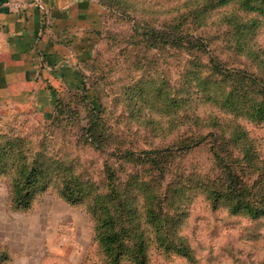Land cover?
<instances>
[{
  "label": "rangeland",
  "instance_id": "1",
  "mask_svg": "<svg viewBox=\"0 0 264 264\" xmlns=\"http://www.w3.org/2000/svg\"><path fill=\"white\" fill-rule=\"evenodd\" d=\"M192 1L99 0L103 23L83 89L59 94L51 106L0 107V264H110L95 239L91 212L94 194L110 193V166L121 178L111 197L120 193L117 209L132 239L144 242L147 264H264V217L232 214L226 205L213 208L207 197L206 184L222 190L225 181L209 144L177 149L198 133L209 141L220 136L224 116L219 104L197 91L195 77L205 71L194 64L193 52L156 41L158 31L171 30L186 16ZM205 4L198 0L196 8ZM226 30L210 27L207 36L216 38L220 60L243 67L248 60L233 57L217 39ZM246 43L264 60V23ZM207 53H197L203 64ZM193 70L201 71L194 77ZM231 119L247 133L237 146L247 142L264 158V121ZM124 150L134 159L123 157ZM21 159L57 166L34 184L25 208L12 201ZM71 177L90 185H83L90 192L77 193V202L62 193ZM150 218H165L158 233ZM162 238L182 240L193 258L165 249ZM120 264L134 262L123 257Z\"/></svg>",
  "mask_w": 264,
  "mask_h": 264
},
{
  "label": "trees",
  "instance_id": "2",
  "mask_svg": "<svg viewBox=\"0 0 264 264\" xmlns=\"http://www.w3.org/2000/svg\"><path fill=\"white\" fill-rule=\"evenodd\" d=\"M204 2L207 5H203L201 9L196 8L198 0H193V5L186 16H179L177 24L172 25L171 30L158 31L156 35L157 43L170 44L175 48L193 52L189 55L194 60V64L204 67L205 71L204 75L198 72L196 78L195 73L201 70H193L197 91L205 95L207 100L219 104L224 110L220 136L216 135L209 141L208 135L198 133L188 139L183 138L185 142L177 149L188 150L202 143L209 144L211 155L225 175L222 190L216 186L205 185L207 197L213 208L226 205L232 214L244 213L253 219L264 217V158L259 157L252 149V145L247 142H241L237 146L239 141L247 137V133L241 129L242 126L237 120L235 122L231 119V117L236 119L240 117L249 121H264V60L246 43L252 32L264 23V0H204ZM99 4L102 5L100 2ZM187 22L189 25L183 29L182 26ZM189 27L190 31L186 32ZM210 27H214L215 32L223 27L227 28L222 32V38L217 37V39L222 43L221 46L229 48L234 53L233 57L240 55L245 57V62L248 60L243 67H232L218 58L216 38L210 41L209 39L214 37L207 36ZM205 51L208 53L203 64L198 60L197 53ZM249 61L254 63L257 72L251 70ZM84 85L83 81L81 88ZM206 89L207 94H204ZM58 98L59 96L54 105ZM203 126L205 124L202 123L197 128ZM133 155L134 153L129 150L123 152V157L129 159H134ZM162 161L164 160L159 159L156 163ZM17 166V176L12 180V201L15 207L25 208L33 195L34 184L44 177L50 168L57 170V166L55 168L47 166L38 159L31 161L21 159V163ZM105 180V187L110 188V193L96 192L91 206V212L97 218L95 239L110 264H120L123 257L131 259L134 264H147L144 242L140 238L132 239L129 233L131 226L125 225L126 220H123L117 209L121 203L120 193L117 192L116 198L111 197L116 192L117 185L121 184V178L111 166L106 169ZM72 183L73 185H70ZM84 184L90 188V185L79 180L78 177L66 180L62 190L65 199L77 202L81 198L77 193L88 194L90 190L82 188ZM115 199L117 202L113 206ZM165 218L149 219L156 233H158V225L163 224ZM116 220L120 222L119 226ZM180 242L173 244L168 238L159 241L165 249L172 248L183 257L192 259L188 245L182 240Z\"/></svg>",
  "mask_w": 264,
  "mask_h": 264
},
{
  "label": "crops",
  "instance_id": "3",
  "mask_svg": "<svg viewBox=\"0 0 264 264\" xmlns=\"http://www.w3.org/2000/svg\"><path fill=\"white\" fill-rule=\"evenodd\" d=\"M102 23L97 0H0V107L79 90Z\"/></svg>",
  "mask_w": 264,
  "mask_h": 264
},
{
  "label": "built area",
  "instance_id": "4",
  "mask_svg": "<svg viewBox=\"0 0 264 264\" xmlns=\"http://www.w3.org/2000/svg\"><path fill=\"white\" fill-rule=\"evenodd\" d=\"M33 3H34V1H33ZM18 5H19V3H18Z\"/></svg>",
  "mask_w": 264,
  "mask_h": 264
}]
</instances>
